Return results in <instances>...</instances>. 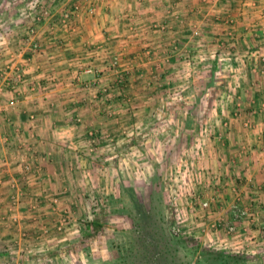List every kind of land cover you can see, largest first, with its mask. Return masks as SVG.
<instances>
[{"label": "crops", "instance_id": "obj_1", "mask_svg": "<svg viewBox=\"0 0 264 264\" xmlns=\"http://www.w3.org/2000/svg\"><path fill=\"white\" fill-rule=\"evenodd\" d=\"M31 3L36 4L33 10ZM4 6L0 8V264H39L43 255L49 260L54 240L66 239L56 232L60 213L54 199L60 197V208L75 206L74 222L81 218L84 202L63 196L71 177L78 181L86 175L85 161L100 160L101 153L110 160L132 154L118 147L132 144L129 139L102 134L131 121L126 112L150 109L145 103L133 106L130 95L141 99L148 89L143 82L154 79L224 80L233 100L211 111L227 119L230 127L218 141L210 138L212 145L205 149L209 150L206 174L214 182L218 177L216 183L221 185L215 187L221 193L219 205L208 211L204 233L195 236L202 234L231 251H241L243 244L261 245L264 0H31L30 17L24 8ZM76 6L72 23L63 24L66 12ZM42 7L51 16L39 22ZM31 27L36 29L32 40L40 46L37 51L24 40ZM89 140L98 145L94 157L86 149ZM26 165L30 167L25 169ZM235 205L251 206L249 210H259V215L252 216V223L237 222V232L230 237L224 233L233 224L230 210ZM197 222L196 226L203 225ZM212 222L223 224L224 232L213 230L214 225L210 231Z\"/></svg>", "mask_w": 264, "mask_h": 264}, {"label": "rangeland", "instance_id": "obj_2", "mask_svg": "<svg viewBox=\"0 0 264 264\" xmlns=\"http://www.w3.org/2000/svg\"><path fill=\"white\" fill-rule=\"evenodd\" d=\"M30 1L0 0V8L3 4L8 8H24V15L30 17L27 10ZM33 5L31 3L30 10L36 7ZM41 5L38 2L37 8ZM76 7L66 12L63 24L72 23ZM49 16L50 11L42 7L37 20L40 22ZM28 30L29 35L24 40L33 43L32 49L37 51L40 46L32 40L36 29ZM222 81L210 82L200 77L143 82L142 85L148 87L143 90L145 94L140 95L141 99L131 94L130 99L133 106L145 103L150 109L132 108L130 113L126 112L127 117H132L131 121L116 125L123 128L116 131L112 128L113 132L109 129L102 134L108 139L113 135L126 137L132 144L118 147L121 146L123 153L132 154L110 160L101 153L100 160L85 161L89 171L86 175L79 176L78 181L76 176L71 177V186L63 196L70 195L84 202V207L80 208L82 216L74 222L75 206L60 208V197L54 199L55 209L60 213L56 232L67 240H54L50 246L53 255L47 261L44 255L40 256L42 262L39 264H264V221L259 229L260 241L263 238L259 241L261 245L256 243L252 248L254 244L244 245L240 240L241 251L226 250L214 240L203 239L202 234L195 236V232L202 233L208 226L205 224L208 211L212 212L213 206L219 205L218 195L221 194L215 189L221 186L216 183L218 177L214 182L206 174L205 157L209 150L205 149L212 145L208 144L210 138H221L230 127L227 119L211 111L233 100ZM149 82L151 88L147 85ZM211 85L213 89L207 90ZM97 146L89 140L86 149L93 157ZM29 167L26 165L25 169ZM111 167L117 170L112 171ZM206 202L210 203L208 208L203 206ZM235 207L247 211L248 215L236 219ZM235 207L230 210L234 211L233 224L230 223L228 232L224 233L230 237L237 232V222L245 219L252 223V216L259 215V210H249L251 206ZM262 210L264 208L260 212ZM197 220L198 225H203L196 226ZM209 225H214L213 230L224 232L223 224L212 222ZM232 225L235 230L229 232ZM176 229H180L178 236L174 232ZM1 262L6 263L5 259Z\"/></svg>", "mask_w": 264, "mask_h": 264}, {"label": "built area", "instance_id": "obj_3", "mask_svg": "<svg viewBox=\"0 0 264 264\" xmlns=\"http://www.w3.org/2000/svg\"><path fill=\"white\" fill-rule=\"evenodd\" d=\"M75 9L77 10L78 7H76ZM91 12H92V10H91ZM11 104H14V102H11ZM209 205H210L209 202H206V203L203 204L204 208H208ZM235 209L236 210H235L234 213H235V218L236 219H239V218H242V216L248 215L247 211H241L237 207H235ZM234 230H235V226L234 225L229 227V232H233ZM174 232H175V234H177V236L180 235V229H176V230H174Z\"/></svg>", "mask_w": 264, "mask_h": 264}]
</instances>
